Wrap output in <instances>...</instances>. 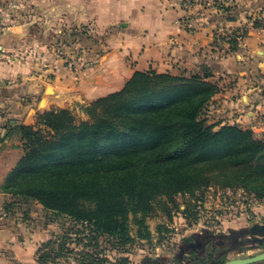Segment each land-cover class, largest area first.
<instances>
[{
	"label": "trees",
	"instance_id": "obj_1",
	"mask_svg": "<svg viewBox=\"0 0 264 264\" xmlns=\"http://www.w3.org/2000/svg\"><path fill=\"white\" fill-rule=\"evenodd\" d=\"M230 41L234 51H243L236 36ZM213 76L208 68L189 75L136 71L121 90L91 102V120L79 121L70 109H51L36 125L16 127L24 155L6 176L3 191L15 202L40 203L48 224L62 218L70 223L40 245L41 264L63 258L128 264L127 256L114 260L107 252L152 238L145 218L162 196L175 202L177 194L202 191L194 208H186L197 215L186 214L191 225L211 186L242 187L264 201V139L237 123L219 128L209 123L206 110L220 91ZM138 214L134 237L129 217ZM226 260L214 248L206 255L197 251L190 264Z\"/></svg>",
	"mask_w": 264,
	"mask_h": 264
},
{
	"label": "crops",
	"instance_id": "obj_2",
	"mask_svg": "<svg viewBox=\"0 0 264 264\" xmlns=\"http://www.w3.org/2000/svg\"><path fill=\"white\" fill-rule=\"evenodd\" d=\"M210 2L186 9L182 0L24 1L0 37V264H41L38 248L58 226L46 222L40 203L34 201L35 212L3 191L24 155L18 125H36L41 113L119 91L136 71L189 75L204 68L220 86L206 110L209 123L248 128L264 115V0ZM185 19L193 30L183 27ZM51 22L57 29L87 28L74 68L59 57L62 46L48 42ZM243 28L237 40L243 51H234L230 38ZM54 39L62 42V35Z\"/></svg>",
	"mask_w": 264,
	"mask_h": 264
},
{
	"label": "rangeland",
	"instance_id": "obj_3",
	"mask_svg": "<svg viewBox=\"0 0 264 264\" xmlns=\"http://www.w3.org/2000/svg\"><path fill=\"white\" fill-rule=\"evenodd\" d=\"M49 26L52 27L48 31L50 37L48 42L56 43L59 47L62 46L63 49L59 50V57L70 68H74L75 62L77 63L78 59L81 58V55L75 54L83 49L79 43H83L84 39L79 41V37L85 35L84 32L87 28L85 26H59L57 29L52 22ZM58 34L62 35V42L54 39V35L58 36ZM74 40L78 44L73 46L72 41ZM71 63H73L72 66H70ZM91 102L70 110H73L79 121L91 120V116L87 112V107ZM218 189L221 192V189L226 188L211 186L205 190L203 205L207 214L206 218L212 216L214 219L213 215L215 214L221 217V220H217V224L213 223L214 227L217 225L216 228L212 225L203 227L199 219L197 220L199 224L193 226L190 220L185 217L186 214H189L193 219H195V216L197 217L193 209L192 211L189 209V212L186 211V208H194L195 202L202 196V191H197L195 195L192 193L177 194L174 198L175 202H171L168 197L162 196L155 201L154 211L145 218V224L150 230L152 238L150 240L136 238L132 245H128L124 249L125 252L110 249L107 253L114 260L121 256H127L129 258L128 264H190L197 251L203 254L214 248L217 249V252L225 254L226 259L244 258L263 252L264 232L259 231L258 228L264 226V201L257 199L254 194H247L245 205L248 206L249 211L240 208L241 213L234 221L231 217L234 214L233 208L229 210V207L224 203L223 195L218 194ZM234 189L244 188L234 187ZM29 203L30 209L37 212L39 207L34 201ZM138 218H141L140 214L130 215L129 217L130 233L134 237H137L138 225L136 221ZM57 225L59 228L57 226L55 232L57 231L56 233L59 234L63 231L64 227L62 228V226L70 227V223L66 218L60 219ZM208 236L216 239L213 246L206 247V242L205 247L201 249L191 250L187 248L188 243L205 240ZM64 260L66 259H61L59 264H75L74 260L72 263H64ZM250 264H264V261Z\"/></svg>",
	"mask_w": 264,
	"mask_h": 264
},
{
	"label": "built area",
	"instance_id": "obj_4",
	"mask_svg": "<svg viewBox=\"0 0 264 264\" xmlns=\"http://www.w3.org/2000/svg\"><path fill=\"white\" fill-rule=\"evenodd\" d=\"M24 1L25 0H10L6 5L0 4V37L5 34L8 27L12 24L13 20L16 17V14L19 12ZM196 1L197 0H182V5L184 8L190 9L193 7V4ZM210 1L211 0H209V3H212ZM181 24L183 25L184 28L190 31L193 30V26L188 19L182 20ZM245 32H246V28H243L242 30L236 33L234 32L233 35L236 36L237 40H241L245 35ZM171 42L176 44L177 43L176 38H171ZM0 59H1V51H0ZM72 65L73 63L70 64V66ZM248 128H251L258 138L264 139V115H258L255 121L253 122V124ZM218 194L223 195L222 198L224 199V203L229 207V210L230 208H233L234 214L231 215L232 220L234 221L237 220L239 214L241 213V211H239L240 208L242 209L244 208L245 211H249L248 206L245 205L247 201L246 195L248 193L244 189L235 190L234 188H226L223 190L221 189V192L220 189H218ZM204 202H205V198L203 201H199L197 203L198 205L196 211L199 216V220H200L199 222H201L203 227H207L211 225L214 227L213 223L217 224L218 222L217 220H221V217L218 216L217 214L215 215L212 214L214 216V219L212 218V216L206 218L207 216L206 210H204L203 208ZM1 216L2 217L7 216V211L5 210V208L2 209ZM197 224L199 223L194 222L192 225L195 226ZM216 227L217 225L214 228Z\"/></svg>",
	"mask_w": 264,
	"mask_h": 264
},
{
	"label": "water",
	"instance_id": "obj_5",
	"mask_svg": "<svg viewBox=\"0 0 264 264\" xmlns=\"http://www.w3.org/2000/svg\"><path fill=\"white\" fill-rule=\"evenodd\" d=\"M259 261H264V251L253 256L228 259L223 264H250Z\"/></svg>",
	"mask_w": 264,
	"mask_h": 264
},
{
	"label": "flooded vegetation",
	"instance_id": "obj_6",
	"mask_svg": "<svg viewBox=\"0 0 264 264\" xmlns=\"http://www.w3.org/2000/svg\"><path fill=\"white\" fill-rule=\"evenodd\" d=\"M258 230L261 231V232H264V226L259 227ZM206 242H207V246L206 247H208L209 245L213 246L214 243L216 242V239H213L211 236H208L205 240H198L195 243H188L187 244V248L191 249V250L195 249V248H200L201 249V248L205 247ZM262 242L264 243L263 240H262ZM206 253H207V251H206ZM206 253H203V254L206 255ZM217 254H218V256L225 255V254L220 253V252H217Z\"/></svg>",
	"mask_w": 264,
	"mask_h": 264
}]
</instances>
